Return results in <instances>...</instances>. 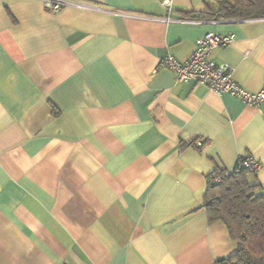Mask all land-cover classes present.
Instances as JSON below:
<instances>
[{
    "label": "crops",
    "instance_id": "crops-1",
    "mask_svg": "<svg viewBox=\"0 0 264 264\" xmlns=\"http://www.w3.org/2000/svg\"><path fill=\"white\" fill-rule=\"evenodd\" d=\"M163 2L0 0V264H212L237 250L209 219L208 179L248 153L264 194V101L177 81L160 62L233 35L209 58L257 92L264 17Z\"/></svg>",
    "mask_w": 264,
    "mask_h": 264
},
{
    "label": "trees",
    "instance_id": "trees-1",
    "mask_svg": "<svg viewBox=\"0 0 264 264\" xmlns=\"http://www.w3.org/2000/svg\"><path fill=\"white\" fill-rule=\"evenodd\" d=\"M216 11L208 16L248 19L264 17V0H216ZM237 166L233 172L215 171L208 179L205 206L210 221H222L238 248L228 259L232 264H264V194L256 193L248 174ZM251 235V236H250Z\"/></svg>",
    "mask_w": 264,
    "mask_h": 264
},
{
    "label": "built area",
    "instance_id": "built-area-1",
    "mask_svg": "<svg viewBox=\"0 0 264 264\" xmlns=\"http://www.w3.org/2000/svg\"><path fill=\"white\" fill-rule=\"evenodd\" d=\"M45 5L58 10L69 0H43ZM164 5L171 8L172 0H164ZM234 39L233 35L208 33L199 39L197 46L187 60H180L172 55L163 58L161 66H166L174 72L177 81H195L206 85L210 90L222 94L229 93L249 105H259L264 101V88L251 92L239 85L232 77V67L227 62H219L209 58L212 48L225 46ZM202 145V141L197 142ZM238 167L244 166L255 172L261 168V162L253 155H240ZM212 264H232L228 259H218Z\"/></svg>",
    "mask_w": 264,
    "mask_h": 264
},
{
    "label": "rangeland",
    "instance_id": "rangeland-1",
    "mask_svg": "<svg viewBox=\"0 0 264 264\" xmlns=\"http://www.w3.org/2000/svg\"><path fill=\"white\" fill-rule=\"evenodd\" d=\"M253 235L254 236H252V239H254V242H257V240H260V241L264 242V237L263 236H259V234L258 235L253 234Z\"/></svg>",
    "mask_w": 264,
    "mask_h": 264
}]
</instances>
